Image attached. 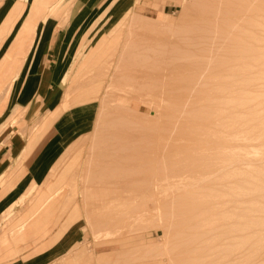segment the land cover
I'll return each mask as SVG.
<instances>
[{"label": "rangeland", "instance_id": "rangeland-1", "mask_svg": "<svg viewBox=\"0 0 264 264\" xmlns=\"http://www.w3.org/2000/svg\"><path fill=\"white\" fill-rule=\"evenodd\" d=\"M263 26L264 0H0V264H264Z\"/></svg>", "mask_w": 264, "mask_h": 264}, {"label": "bare ground", "instance_id": "bare-ground-1", "mask_svg": "<svg viewBox=\"0 0 264 264\" xmlns=\"http://www.w3.org/2000/svg\"><path fill=\"white\" fill-rule=\"evenodd\" d=\"M202 1V0H201ZM230 2V1H229ZM203 5V4H202ZM201 5V6H202ZM207 6V5H206ZM204 7V6H203ZM210 8V7H209ZM206 9V8H205ZM205 11V10H204ZM209 12V11H208ZM211 12V11H210ZM215 12V11H213ZM218 12V10H217ZM206 20V19H205ZM206 24L207 21H206ZM262 25V24H261ZM203 26V25H202ZM204 27V26H203ZM264 27V26H263ZM191 30V29H190ZM199 30V29H198ZM202 30V29H201ZM204 30V29H203ZM193 31V30H191ZM211 31V30H210ZM194 32V31H193ZM261 32V31H260ZM189 33V32H188ZM210 34V33H209ZM262 36L263 41L261 42V49L262 53L258 57L260 60V92L262 95H260V100L258 104V134L257 138L255 140V147L252 145V143L247 140L246 145V159L247 161H250V155L251 150L255 149V155L258 157L257 164H259V172L257 181H258V188L256 190V193H258L256 205H255V211L252 213L251 209H248L247 215L245 216V225L243 228L244 234H245V241L244 246H246L247 251L250 250V245L252 242L257 245V251H263L264 252V28L262 30ZM40 37V34L38 35ZM262 38V37H261ZM201 39V38H200ZM260 46V45H259ZM36 48V44H35ZM253 55V54H252ZM251 58V57H250ZM257 59V60H258ZM246 62V61H245ZM252 64V63H251ZM72 65V64H71ZM25 67V65H24ZM251 71V70H250ZM255 71V70H254ZM259 72V71H258ZM63 82V81H62ZM259 84V83H258ZM260 94V93H259ZM259 98V97H258ZM246 105V104H245ZM249 105V104H248ZM252 106V105H251ZM248 107V106H247ZM250 107V105H249ZM248 108L246 109V111ZM256 114V113H255ZM207 115V114H206ZM257 115V114H256ZM204 116V115H203ZM253 116V115H252ZM210 118V117H209ZM256 118V117H255ZM205 119V118H204ZM207 119V118H206ZM257 121V122H258ZM256 123V122H255ZM250 128V127H249ZM249 133V132H248ZM251 139V138H250ZM120 144V143H119ZM253 147H252V146ZM246 162V161H245ZM244 162V163H245ZM258 166V165H257ZM250 169V167H248ZM112 173V172H111ZM117 173V172H116ZM249 175V173H248ZM121 177V176H120ZM114 178V177H113ZM109 179V177H108ZM250 183V181H249ZM253 192V191H252ZM32 193V192H31ZM251 194V193H250ZM252 198V197H251ZM249 199V198H248ZM251 200V199H250ZM248 203V202H247ZM246 203V204H247ZM254 239V240H253ZM253 240V241H252ZM247 254V253H246ZM260 254V253H259ZM251 255V254H250ZM264 255V254H263ZM262 258V257H261ZM249 259V258H247Z\"/></svg>", "mask_w": 264, "mask_h": 264}, {"label": "crops", "instance_id": "crops-1", "mask_svg": "<svg viewBox=\"0 0 264 264\" xmlns=\"http://www.w3.org/2000/svg\"><path fill=\"white\" fill-rule=\"evenodd\" d=\"M52 83V82H51ZM50 84V82H49ZM51 92L49 91L48 97L46 99V104L47 100L50 97ZM48 106V105H47ZM10 137L9 143L5 144L1 149H0V174L7 171L8 168L12 170V164L14 161L19 157V154L21 153V149L23 147V142L20 139V137L16 134ZM43 138L44 135H41ZM48 142V140H47ZM56 141L51 142L46 145L38 146L35 151L30 153V155L26 159V163L28 162V167L27 169L29 170L28 173V178L23 176V170L22 167L18 168L15 172H12L10 174V177L8 178V181L4 183V185H20L24 179H28L30 181H35L36 185H41L44 183L47 169L49 166H46L45 160L51 159V164L55 160V154L59 151L60 148L51 146L54 144ZM43 156L44 162L43 164H37V161ZM50 165V164H49ZM33 170H35L33 172ZM2 174V176H3ZM2 176L0 178H2ZM22 185V184H21ZM19 186L15 187L12 189L13 191L18 189ZM32 264H37V262H33Z\"/></svg>", "mask_w": 264, "mask_h": 264}]
</instances>
